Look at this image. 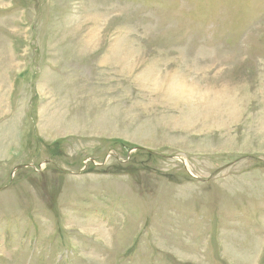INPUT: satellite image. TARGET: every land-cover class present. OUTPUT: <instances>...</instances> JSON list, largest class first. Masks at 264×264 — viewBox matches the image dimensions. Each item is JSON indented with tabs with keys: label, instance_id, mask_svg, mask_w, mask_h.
Instances as JSON below:
<instances>
[{
	"label": "rangeland",
	"instance_id": "374dc122",
	"mask_svg": "<svg viewBox=\"0 0 264 264\" xmlns=\"http://www.w3.org/2000/svg\"><path fill=\"white\" fill-rule=\"evenodd\" d=\"M0 264H264V0H0Z\"/></svg>",
	"mask_w": 264,
	"mask_h": 264
}]
</instances>
